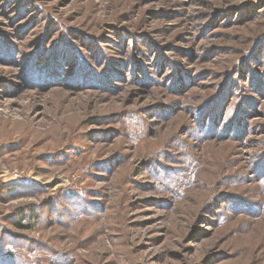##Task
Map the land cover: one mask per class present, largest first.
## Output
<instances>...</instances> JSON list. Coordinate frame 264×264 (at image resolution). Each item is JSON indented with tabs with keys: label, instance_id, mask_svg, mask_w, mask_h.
<instances>
[{
	"label": "rangeland",
	"instance_id": "374dc122",
	"mask_svg": "<svg viewBox=\"0 0 264 264\" xmlns=\"http://www.w3.org/2000/svg\"><path fill=\"white\" fill-rule=\"evenodd\" d=\"M0 264H264V0H0Z\"/></svg>",
	"mask_w": 264,
	"mask_h": 264
},
{
	"label": "trees",
	"instance_id": "16d2710c",
	"mask_svg": "<svg viewBox=\"0 0 264 264\" xmlns=\"http://www.w3.org/2000/svg\"><path fill=\"white\" fill-rule=\"evenodd\" d=\"M24 227H29V225H27V224H25V225H23Z\"/></svg>",
	"mask_w": 264,
	"mask_h": 264
}]
</instances>
